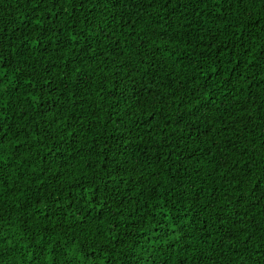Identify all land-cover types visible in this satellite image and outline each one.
I'll use <instances>...</instances> for the list:
<instances>
[{"label": "trees", "instance_id": "16d2710c", "mask_svg": "<svg viewBox=\"0 0 264 264\" xmlns=\"http://www.w3.org/2000/svg\"><path fill=\"white\" fill-rule=\"evenodd\" d=\"M0 264H264V0H0Z\"/></svg>", "mask_w": 264, "mask_h": 264}]
</instances>
